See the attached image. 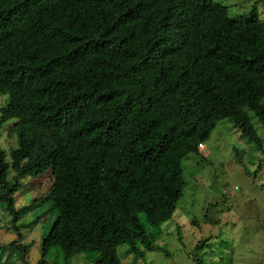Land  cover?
<instances>
[{"label": "trees", "instance_id": "16d2710c", "mask_svg": "<svg viewBox=\"0 0 264 264\" xmlns=\"http://www.w3.org/2000/svg\"><path fill=\"white\" fill-rule=\"evenodd\" d=\"M0 95V129L16 121L12 162L0 149L15 222L23 180L53 175L38 264L52 247L122 264L124 245L155 249L140 216L172 218L184 161L219 122L262 145L250 113L264 127V20L216 0H0Z\"/></svg>", "mask_w": 264, "mask_h": 264}, {"label": "rangeland", "instance_id": "374dc122", "mask_svg": "<svg viewBox=\"0 0 264 264\" xmlns=\"http://www.w3.org/2000/svg\"><path fill=\"white\" fill-rule=\"evenodd\" d=\"M216 1L231 15L256 11L264 20V0ZM7 102L8 96L0 95V118ZM250 116L262 145L244 138L230 120L219 122L205 149L184 161V195L172 218L154 228L140 216L155 249L139 245L140 252L133 253L124 245L118 250L122 264H264V127ZM15 124L0 129V149L9 162L18 146L11 131ZM52 183L51 169L23 180L14 195L13 209L20 213L16 222L7 202H0V264L41 260L42 242L57 212L51 200L39 204L37 199L47 195ZM95 259L94 253H83L66 260L59 247L47 257L51 264H94Z\"/></svg>", "mask_w": 264, "mask_h": 264}, {"label": "built area", "instance_id": "2783aa9c", "mask_svg": "<svg viewBox=\"0 0 264 264\" xmlns=\"http://www.w3.org/2000/svg\"><path fill=\"white\" fill-rule=\"evenodd\" d=\"M199 149H200V150H204V149H205V145H204V144H200V145H199Z\"/></svg>", "mask_w": 264, "mask_h": 264}]
</instances>
